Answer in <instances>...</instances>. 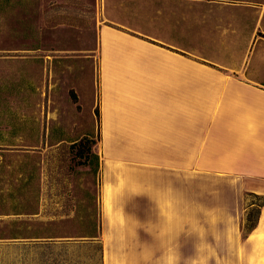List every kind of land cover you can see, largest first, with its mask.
Masks as SVG:
<instances>
[{
  "label": "crops",
  "instance_id": "obj_1",
  "mask_svg": "<svg viewBox=\"0 0 264 264\" xmlns=\"http://www.w3.org/2000/svg\"><path fill=\"white\" fill-rule=\"evenodd\" d=\"M168 2L152 29L99 26L100 144L118 184L103 193L102 264H264V205L254 229L243 230L246 192L264 193V80L194 57L195 44H206L194 36L210 26L252 36L264 2ZM101 167L106 178L103 157Z\"/></svg>",
  "mask_w": 264,
  "mask_h": 264
},
{
  "label": "rangeland",
  "instance_id": "obj_2",
  "mask_svg": "<svg viewBox=\"0 0 264 264\" xmlns=\"http://www.w3.org/2000/svg\"><path fill=\"white\" fill-rule=\"evenodd\" d=\"M167 5L174 4L0 0V264H102L105 174L73 147L90 134L98 141L99 26L152 29L156 9ZM256 5L243 14V25L259 15ZM261 15L252 36L214 26L194 36L206 42L195 44L194 57L243 65L245 75L264 80V8ZM94 149L102 155L100 142ZM257 200L245 194L246 204Z\"/></svg>",
  "mask_w": 264,
  "mask_h": 264
},
{
  "label": "trees",
  "instance_id": "obj_3",
  "mask_svg": "<svg viewBox=\"0 0 264 264\" xmlns=\"http://www.w3.org/2000/svg\"><path fill=\"white\" fill-rule=\"evenodd\" d=\"M96 115L99 118V127H100V108L99 106L95 110ZM102 139L101 130L99 129L98 134V141L95 135L90 134L81 137L78 141L73 142V147L79 146V149L77 152L82 155L84 160L89 162H93L95 171L98 172V170L101 168L102 165V156L99 152L95 151L94 145H97L98 142H100ZM246 195H253L258 200L257 201H251V203L247 204L248 208L246 210V217L243 224V230L244 234H247L250 232L254 227L257 225L258 218L260 215V211L262 206L264 205V193H256L252 191H247ZM253 205H255V208H251ZM92 237H97L98 234H92ZM13 238L20 237L18 233H13L11 236Z\"/></svg>",
  "mask_w": 264,
  "mask_h": 264
},
{
  "label": "bare ground",
  "instance_id": "obj_4",
  "mask_svg": "<svg viewBox=\"0 0 264 264\" xmlns=\"http://www.w3.org/2000/svg\"><path fill=\"white\" fill-rule=\"evenodd\" d=\"M102 157H103V160H105V163H106V178H105V189H106V193L108 195V193L112 190V188L114 186H117L118 184H114L113 182L110 181V178L112 177V174H111V169H110V166H111V160L109 159V153L105 150L103 151L102 153ZM104 168V167H103ZM125 172L127 171H124L123 173H120L119 174V185L120 186H125L126 185V177H125ZM110 176V177H109ZM133 176L132 179L134 178V181H133V184L135 185V172L133 173ZM113 195V194H112ZM106 203H107V206H108V209H110V201H109V196H107V199H106ZM117 210V209H116ZM118 214V213H117Z\"/></svg>",
  "mask_w": 264,
  "mask_h": 264
}]
</instances>
